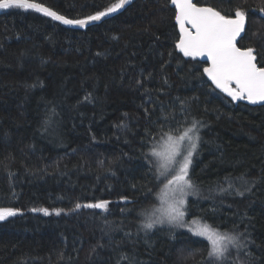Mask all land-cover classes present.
<instances>
[{
    "label": "trees",
    "instance_id": "trees-1",
    "mask_svg": "<svg viewBox=\"0 0 264 264\" xmlns=\"http://www.w3.org/2000/svg\"><path fill=\"white\" fill-rule=\"evenodd\" d=\"M35 2L83 19L116 0ZM195 3L225 16L243 9L247 25L238 45L252 47L264 67V0ZM178 38L171 0H131L86 27L34 9H0V207L20 209L0 221V264H128L121 254L135 264H194L192 257H206L205 237L141 230L167 181L154 179L151 149L185 115L204 124L190 168L197 190L188 220L250 234L254 243L238 259L264 264V104L216 89L203 73L208 63L184 57ZM242 174L249 184L236 180ZM224 177L251 192L220 193ZM99 200L110 201L107 211H71ZM43 208L50 214L32 211ZM229 248L235 260L237 250Z\"/></svg>",
    "mask_w": 264,
    "mask_h": 264
},
{
    "label": "snow or ice",
    "instance_id": "snow-or-ice-1",
    "mask_svg": "<svg viewBox=\"0 0 264 264\" xmlns=\"http://www.w3.org/2000/svg\"><path fill=\"white\" fill-rule=\"evenodd\" d=\"M130 3L131 0H116L104 10L97 11L83 19H69L35 0H0V9H34L66 25L84 26L90 21H99L102 17L115 13ZM171 4L175 6V20L179 24V38L175 44L179 52L184 57H206V62L210 61V63L208 67L203 68V73L207 75L216 89L226 93L232 100H247L251 103L264 102V67L257 66L256 55L252 47L237 46V38L241 37V33L244 32L245 11L238 7L233 13L225 16L216 8L198 6L193 0H171ZM88 98L85 97L86 100ZM185 103L186 101H181V104ZM145 111L147 112V109ZM172 115L168 113L166 118ZM49 124L50 119L45 121V131ZM203 127L202 121L188 115H185L182 121L177 122V127L169 128L167 132H163V125H160L164 143L159 149L156 147L151 149V155L158 158V174L153 173V176L157 180H167L166 188L174 185L173 191L181 198L175 202L174 206H170L166 216L155 217L154 213H145V219L141 222V230L145 233L165 223L178 228L189 226L185 220L186 212L183 210L187 203L184 197L189 192L195 194L197 190L190 176V168L193 164V155L197 153L201 142L200 130ZM169 175L171 179H168ZM236 180L242 184H249L244 174ZM224 182L227 188L217 181V191L220 193L235 189L236 195L243 196L245 192H251V187L245 188L244 191L235 188V182L230 177H224ZM251 183L254 185L256 181L253 180ZM121 199L127 201L128 197H121ZM109 203L110 201L107 200L83 205L76 203L71 211L82 207L107 211ZM32 211L50 214L47 208L32 209ZM52 211L59 215L64 210L53 209ZM19 212L18 208L0 207V221L13 217ZM191 225H194L189 228L192 234L205 237L210 244L206 257H202L199 261L192 257L194 264H243L238 259L239 251L254 243L250 239V234L246 235L244 232L221 233L218 228L207 223L201 224L197 219H193ZM125 235H131V233H125ZM229 245L237 250L235 260H233ZM92 251H95V248ZM246 255L251 259V253H246ZM121 259L128 261V264H135L127 254H121Z\"/></svg>",
    "mask_w": 264,
    "mask_h": 264
},
{
    "label": "rangeland",
    "instance_id": "rangeland-1",
    "mask_svg": "<svg viewBox=\"0 0 264 264\" xmlns=\"http://www.w3.org/2000/svg\"><path fill=\"white\" fill-rule=\"evenodd\" d=\"M163 143H164V141L162 140L161 142H159L156 145V148L157 149L161 148L163 146ZM194 156H195V154L193 155V158H194ZM157 161H158V158H157ZM166 184H167V181L164 183L162 190L158 194L156 203L150 209H148L145 213H148V214L154 213L155 217L166 216L168 211L170 210V206H174L175 202L181 198L178 193L173 191L174 185L168 186L166 188L165 187ZM192 195H193V193L189 192V194L186 197H184V199L187 201V203H186L183 210L186 212L185 220H186V222H188V225H189L188 227L178 228V227H175L173 225H169V224L165 223L163 225H157L154 229L168 227V228H173L175 230H186V231L188 230V231H190L189 228L194 227V225H191V221L188 220V218H187V206H188V200ZM144 214H143L142 221L145 219ZM199 223H201V222H199ZM154 229H152V230H154Z\"/></svg>",
    "mask_w": 264,
    "mask_h": 264
},
{
    "label": "water",
    "instance_id": "water-1",
    "mask_svg": "<svg viewBox=\"0 0 264 264\" xmlns=\"http://www.w3.org/2000/svg\"><path fill=\"white\" fill-rule=\"evenodd\" d=\"M193 2L195 3V0H193ZM38 3V2H37ZM129 5V4H128ZM127 5H125V7H126ZM198 6H209V5H199L198 4ZM47 7V6H46ZM124 7V8H125ZM212 7V6H211ZM124 8H122V9H119L117 12H115V13H111V14H109L108 16H106V17H102L101 18V20H103V19H105V18H107V17H109V16H112V15H114V14H117L118 12H120V11H122ZM101 20H99V21H90L87 25H89V24H92V23H96V22H100ZM87 25H84V26H80V25H70V26H73V27H86ZM246 25H247V20H246V23H245V27H244V31H245V29H246ZM243 34H244V32L243 33H241V37H238L237 38V46L239 47V45H238V42H239V40L242 38V36H243ZM198 58H200V59H202L203 61H207V58L206 57H198ZM208 63V66H209V63H210V61H208L207 62ZM257 63V62H256ZM207 66V67H208ZM257 66L258 67H260L258 64H257ZM247 103H249V104H251V105H262V104H264V102H257V103H251V102H249V101H247V100H245Z\"/></svg>",
    "mask_w": 264,
    "mask_h": 264
}]
</instances>
